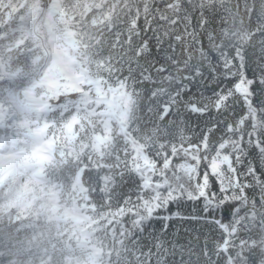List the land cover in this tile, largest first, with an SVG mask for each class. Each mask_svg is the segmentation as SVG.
Returning <instances> with one entry per match:
<instances>
[{
  "label": "snow or ice",
  "instance_id": "obj_1",
  "mask_svg": "<svg viewBox=\"0 0 264 264\" xmlns=\"http://www.w3.org/2000/svg\"><path fill=\"white\" fill-rule=\"evenodd\" d=\"M123 4L93 81L118 102L124 128L105 194L115 202L116 264H264V23L237 43L231 0ZM252 11L264 18V0ZM193 115L207 119L193 126ZM185 201L199 212L160 216ZM172 216L206 229L203 246L179 247L151 230L142 243L153 219L166 233Z\"/></svg>",
  "mask_w": 264,
  "mask_h": 264
},
{
  "label": "trees",
  "instance_id": "obj_2",
  "mask_svg": "<svg viewBox=\"0 0 264 264\" xmlns=\"http://www.w3.org/2000/svg\"><path fill=\"white\" fill-rule=\"evenodd\" d=\"M231 2L229 39H255L252 29L264 18L258 21L252 7L262 0ZM123 8V0H58L47 20L40 0H0V264H116L115 202L109 206L105 194L123 149L121 118H108L103 104L81 93L50 104L54 88L35 80L51 63L45 40L51 33L57 47L71 45L83 80L96 84L97 64ZM35 100L43 104L39 111ZM206 119L193 115L191 124ZM125 181L118 191L133 187ZM199 209L194 201L173 203L160 216L187 217ZM130 220L123 219L125 227ZM164 223L153 219L142 243H149L151 230L179 247L203 246L206 229L172 216L164 233Z\"/></svg>",
  "mask_w": 264,
  "mask_h": 264
},
{
  "label": "rangeland",
  "instance_id": "obj_3",
  "mask_svg": "<svg viewBox=\"0 0 264 264\" xmlns=\"http://www.w3.org/2000/svg\"><path fill=\"white\" fill-rule=\"evenodd\" d=\"M41 4L42 1L40 0ZM56 5L54 3L53 7ZM49 13H47V16ZM48 27V23L46 25ZM46 43L49 47V50L52 54V60L51 63L47 67H43L39 71V79L36 81V83H47L48 86L53 87V98L49 100L50 104H55L58 101H61L62 99L66 97H75L76 94H79L80 86L78 85L75 88H71V84L74 83L76 80L79 79L80 82H83L82 70H78L76 67H78V60H76L71 55V45H65L57 47L53 35L49 33L45 37ZM84 75V74H83ZM88 82V81H87ZM95 97L92 98L91 93H81L80 97L85 101H93L95 106L99 104H103V114H105L108 118L112 117L116 121L120 120V109L119 104L116 101H113L111 97L104 98L102 95L97 93V84H95V87L93 89ZM74 92V94L72 93ZM72 93V95H70ZM90 96H89V95ZM37 103L36 110L39 111L43 108V104L40 103L39 100H35ZM48 202H46L47 204Z\"/></svg>",
  "mask_w": 264,
  "mask_h": 264
},
{
  "label": "clouds",
  "instance_id": "obj_4",
  "mask_svg": "<svg viewBox=\"0 0 264 264\" xmlns=\"http://www.w3.org/2000/svg\"><path fill=\"white\" fill-rule=\"evenodd\" d=\"M47 13H48V9L43 13L44 14V17H46ZM41 17H43V16L41 15Z\"/></svg>",
  "mask_w": 264,
  "mask_h": 264
},
{
  "label": "built area",
  "instance_id": "obj_5",
  "mask_svg": "<svg viewBox=\"0 0 264 264\" xmlns=\"http://www.w3.org/2000/svg\"><path fill=\"white\" fill-rule=\"evenodd\" d=\"M90 87H91V85H87V86H86L87 89H90Z\"/></svg>",
  "mask_w": 264,
  "mask_h": 264
}]
</instances>
